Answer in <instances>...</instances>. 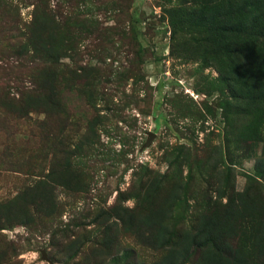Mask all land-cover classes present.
<instances>
[{"label": "rangeland", "instance_id": "rangeland-1", "mask_svg": "<svg viewBox=\"0 0 264 264\" xmlns=\"http://www.w3.org/2000/svg\"><path fill=\"white\" fill-rule=\"evenodd\" d=\"M246 1L0 0V264H264Z\"/></svg>", "mask_w": 264, "mask_h": 264}, {"label": "trees", "instance_id": "trees-1", "mask_svg": "<svg viewBox=\"0 0 264 264\" xmlns=\"http://www.w3.org/2000/svg\"><path fill=\"white\" fill-rule=\"evenodd\" d=\"M215 2H216V4L215 5H218L217 3L219 2V0H214ZM246 4H252V7H256L258 4H261V0H247L246 2H245ZM231 5H234V6H236V3H232ZM230 5V6H231ZM239 5V4H238ZM242 5V4H241ZM241 5H239L240 7H241ZM219 6V5H218ZM215 7H217V6H215ZM246 9V8H245ZM241 12H243L244 11V8L243 9H241L240 10ZM231 17L233 16V15H230ZM254 20H258V19H254ZM235 26H237L236 24H234ZM249 30H250V28H248L247 29V32H246V38H245V40L242 38L241 39V42H242V44H244V43H251L252 42V40L255 38V36L254 35H252L251 33H249ZM216 31H217V33L219 34V35H222V34H224V33H227V34H235V31L233 30V29H231V27H228V28H225V27H223V28H216ZM258 38L260 37V34L258 33L257 35H256ZM264 35H261V37H263Z\"/></svg>", "mask_w": 264, "mask_h": 264}]
</instances>
